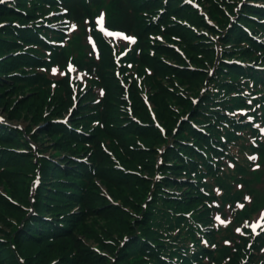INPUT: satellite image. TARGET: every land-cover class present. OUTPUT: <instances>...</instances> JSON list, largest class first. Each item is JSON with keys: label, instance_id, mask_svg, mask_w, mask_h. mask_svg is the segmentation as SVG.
I'll return each mask as SVG.
<instances>
[{"label": "trees", "instance_id": "1", "mask_svg": "<svg viewBox=\"0 0 264 264\" xmlns=\"http://www.w3.org/2000/svg\"><path fill=\"white\" fill-rule=\"evenodd\" d=\"M203 1L207 2V5L204 4V9L214 21V27L208 26L204 18L196 10L184 5L182 0H110L109 2L108 22L111 27L127 34H134L138 39V51L129 54V58H133L132 71L135 73V76L129 74L134 80V83L129 84V89L136 86L133 102L136 96L144 95L151 105L155 120L160 123L164 132L154 126L151 111L142 100L137 103L142 106L139 122L128 118L123 120L115 113L113 101L122 90L116 85L113 73L110 71L111 55L108 50H104L103 53L101 52L102 59L96 71L93 70L94 75L88 81V93H86L88 95L80 98L78 107L71 118L73 129L68 131L64 128L63 132L62 129L55 130L47 125L40 130L55 133L54 136L57 139L60 136L67 143L65 153L59 152V148L64 143L59 144V147L55 145L56 150L51 157H56V161L44 156H35L32 152L14 153L11 150L23 147L25 148L23 150H27L30 139L22 131L0 125V142L2 143L0 144V184L2 181L11 184L14 177H21L23 173H33L35 170L40 172L43 182L54 176L56 170L72 174V176L80 172L86 173L89 165L79 163L73 158L87 157L88 161L94 165L96 178L101 177L103 183L109 186L119 183L126 185L124 189H133L132 184L141 182L145 189H148L146 198L142 197V199L147 202L152 201L148 202L144 209L139 207L137 217L133 218L132 227L127 225L124 227H129L126 233L130 237L126 247L129 255L132 254L137 256L138 260H143L142 254L145 251H153L151 246L142 244V238L152 239L157 246L156 253L147 255L157 260L159 253L164 249H170L164 247L165 241H171L175 245L174 240L179 237L182 243L180 247L175 245L177 249L186 245L187 240L197 242L194 234L198 232L196 226L185 224L183 215L191 212L193 219H199L207 214L208 209L202 201L205 197L199 192L198 186L204 174H213L211 156L217 154L218 149L225 147L219 136L223 133L229 141L232 136H235L233 129L238 128L233 120L227 118L224 110L231 111L233 108L245 106V100L240 96L248 87V83L244 80L249 77L257 80L258 77L253 76L256 72L252 70L251 65L264 63V11L244 5L239 19L231 23L224 8L232 13V6L226 3V0ZM69 3L68 7L77 14L76 6L80 4V0H71ZM241 26L247 27L250 33L262 37L261 44L248 37L246 33L249 32L244 31ZM157 35H160L163 41L158 40ZM209 36H212L213 40ZM5 41L9 42V40ZM174 45L182 54L175 50ZM232 59L241 60L248 66L242 68L229 64ZM5 68L0 67V73L3 72L0 74V86L2 83H9ZM11 79V82H17L16 79ZM32 82L34 83L35 80H30L28 85ZM59 87L61 89L66 87L68 90L65 80ZM100 87L105 92L99 104L91 106L94 95L92 94L91 97L90 93L97 92ZM37 89L30 93H36ZM60 92L54 94L61 101ZM58 98L55 100L57 101ZM2 99L3 96L0 94V102ZM194 99L197 100L196 104L193 102ZM65 101L70 102V94ZM20 102L24 104V98ZM0 111L5 113L9 120L13 119V112L7 107L0 106ZM44 112L48 114L50 109L48 111L45 109ZM81 122L86 127L94 126L82 129L83 125H78ZM224 122H229L231 131L222 125ZM196 126L204 127L206 135L198 132L195 129ZM76 129H82L84 135L77 134ZM101 136L110 139V148L124 150V161L130 165L128 167L130 174L124 169L120 171L114 168L118 165L112 164L111 159L114 154L107 145L104 146L101 143ZM140 141L148 145V150L141 148L135 150L136 142ZM148 165L150 169H147ZM148 171L149 181H144L140 178L142 176L137 175ZM156 171L160 174L155 173ZM192 176L194 177L192 181L186 180ZM225 177L236 180L235 176L224 175ZM216 180L220 182L219 177ZM92 181L89 178L85 183ZM43 182L41 181V186L35 195L36 223L33 219L26 223L23 230H19L17 225L27 218V211L19 212L15 222L18 224L13 226V219L8 220V215L2 216L5 220L4 224L12 227V233L0 231V264H20L16 255L20 254L18 248L22 250L19 247L21 243H13L15 239L21 241L19 237L22 241L36 244L41 242L51 244L64 239L75 240V236L72 237L74 234L72 230L54 235H49L46 230L39 233L36 231L37 228L45 229L51 224L45 222L42 216L46 210H54L51 205L49 209L45 207ZM30 187L31 185L18 188V191L26 193L28 191L30 196ZM51 190L56 191L59 197L60 195L67 197L66 195L73 192L62 193L63 190L60 189ZM179 191H181L180 195L175 194ZM82 196L84 203L90 204L91 200H88L84 194ZM51 198L56 197L51 196ZM24 200L27 206H30L29 197ZM61 200L66 202V199L61 198ZM7 205L8 202L0 195V206L11 212V208ZM58 206L54 208L57 210ZM3 208L1 209L4 212ZM94 211L97 212L96 209ZM120 213L117 212L112 217L115 218ZM125 220L127 224L129 222L127 220L130 219L126 217ZM53 229L58 230V227ZM176 231L177 235L169 236L171 232ZM136 232L140 233L141 237H138ZM3 236H8V243L3 241ZM73 243L77 245L76 240ZM10 244L14 247L12 248ZM77 251L63 258H67L69 263H76L80 257ZM240 255L241 252L238 250V256H232L229 264H237ZM159 263L163 264L161 260ZM33 264H38L37 259L33 260ZM149 264H154V261L151 260Z\"/></svg>", "mask_w": 264, "mask_h": 264}, {"label": "rangeland", "instance_id": "2", "mask_svg": "<svg viewBox=\"0 0 264 264\" xmlns=\"http://www.w3.org/2000/svg\"><path fill=\"white\" fill-rule=\"evenodd\" d=\"M82 1L84 16L79 22L76 23V31H78L79 37L82 39V41H80L75 35L72 34L67 36V33H62L61 36H57L55 31H52V38L58 42L60 40L63 41V55L66 56L68 60H71V62L74 63V68H76L77 66L84 68L88 74V76H86V79L89 81L94 75V71H96V68L102 59L101 52L103 53L104 50H108L110 55H113L115 53H122L126 50L131 40H133L134 45L130 48L137 49L138 47L136 43L138 39L134 41V38L130 36H127L129 38L110 37L114 34L107 35L106 33L102 34L100 32H97L98 34L94 41V45L97 47V50L93 49L90 44V40L87 39L88 29L87 25L84 23L91 17V12L87 7L88 1L94 2L95 0ZM197 1L202 5L203 8L204 4L207 5V2H204L203 0ZM25 2H27V4H18V6L14 7L15 10L20 12V15H12V17L8 18L6 17L7 15H3L5 17H1L0 15V61L2 59V56L9 52H12L10 50L21 51L19 53L20 56H17L16 54L12 57V54H8V56L6 57L7 61L4 71L7 72L5 74L17 71H21V73L19 75H14L13 77L9 74L6 75V79H8L9 83H2V86H0V94L3 96V99L0 102V106L7 107L9 111L13 112V120L18 121L19 124H21L29 133H31L32 139H34V142L38 146L37 150L39 151V153L43 154V156L45 157H48L53 153V151L56 150V147H59V144L62 143H64V145H61V147L59 148V152H67V143L64 142V140L61 139L59 135V139H57L54 136L55 133H51L49 131L43 132L38 129L43 126V124L49 119L54 118L55 116L68 114V110L72 109L77 102H75L73 99H70V102L66 103V97H68L69 94H72L77 98V95L73 94V91H80L82 87L74 88L70 86L68 87V90L66 89V87H62L61 89L59 86H55L53 88L48 87L44 89L38 87L36 93H30L32 91H35V87L28 86L29 81L33 78L32 76H27L26 74L36 71V69H34L35 64L33 61L38 63V65L44 64V60L42 63H39L38 60L33 59L35 55L32 52H26L36 50V48L32 46V44L35 43L33 39L36 37V33H32L31 35L27 36L28 34H25V32H23L22 35L27 36L26 38L22 39L19 42L14 41L7 43L6 41H4V39L13 35L8 30H6L5 26L12 24V22L16 20L15 17L22 18V14L24 13L23 11L30 13L32 16H34V19L43 16L42 13L35 15V13L29 10V7H35L36 5L39 6L35 7L33 11H39L41 8H44L45 15L52 10L50 6H45L38 1H35L37 4H32L33 2L31 0H26ZM109 2L110 0H101L100 6L93 5L92 9L93 12L96 13L100 11L101 17L104 14L107 22L106 26L109 29H112L111 24L108 22ZM226 3L233 4V1L226 0ZM20 8H23V10H20ZM46 19L48 18H45L43 21H45ZM90 24H93L92 21L90 22ZM42 29V26H38V33H40ZM2 44H4L6 47L3 48ZM72 50H80L77 57L73 58L71 56ZM0 65H3V63L0 62ZM113 67L114 61H112V67H110V71ZM45 68L46 66H44V69ZM49 69L50 67L45 73H47ZM11 78L16 79L17 82H11ZM114 80L117 86H119L118 84H121V81H119L118 79ZM130 82L134 83V80L131 78ZM119 87L122 91L120 95L116 96L113 101V107H115L116 109L115 113L119 117L123 118V120H126L127 118L131 121L140 120L139 113L142 112V106L137 105V103L141 102L142 100L145 104L146 97L144 95L138 97L136 96L133 102V93L135 92L136 86L133 89L128 90H124L121 86ZM87 89L85 90V92H83L78 100H80L83 95H88L86 94L88 93ZM59 91H61V101L60 98H58V96L54 94L58 93ZM103 92H105L104 89ZM90 94L91 97L92 94L94 95L91 106L98 105L100 99L102 98L100 88H98L97 92L92 91ZM23 98L25 101L24 104L20 102ZM56 98H58L57 101L55 100ZM45 109L46 111L50 109V112L46 114L44 112ZM78 125H83L81 126L82 129H88L89 127L94 126L91 125L86 127L82 122L78 123ZM52 127L57 130L65 126L53 124ZM77 134L84 135L83 132ZM147 136L149 139V135ZM110 142V139L101 136V143L104 146L107 145V147L114 154L113 158L111 159L112 164H118V170L123 171L124 169L128 172V174H130L128 169L130 165L125 163L124 161V150H120L118 148H110ZM140 142H136L137 149L135 150H138V148L148 150V145L146 143L142 144V142ZM0 144L2 143L0 142ZM147 169H150L149 165L147 166ZM54 172L56 174L52 176L48 181L45 180L43 182L41 178L38 179L39 182L42 181L44 183L43 186L45 187V189H43V199L45 207L49 209V205H51L53 206L52 208L55 211L62 210V212H68V214L64 218L65 224L67 225V227H69V229L74 231L72 237L75 236L77 245L75 246L73 243L75 242V240L71 241L69 239H64L61 241L57 240L52 242L51 244H47V242L36 244L22 241V239H20L19 237L18 239L21 241H17L15 239L13 243H21L19 247H21L22 250L18 248L20 254L16 255L20 264H33V260L36 259L38 261V264H149L151 260L154 261V264H160L159 260H161L163 264H166L161 258H158L157 260L156 258L150 256L147 257L142 255L143 260H138L137 256H134L132 254L129 255L128 250L121 247V244L125 238L124 236L128 232L129 227H132L134 225V223L132 222L133 218L137 217L140 208L144 209L145 205L147 206L149 204L147 201L143 200L144 197L146 198L147 196L148 189H145V186L142 185L141 182L132 184V187H134L133 189H124L126 185L113 183L112 186H109L103 183L101 177L96 178L95 169H93V173L91 175H89V173H91V170H89V173L80 172L73 176L72 174H66L59 170H56ZM137 175L142 176L140 177L142 180L149 181V171ZM255 176H252L251 186V189L253 190V202L257 205L258 208H263L264 178L262 177L261 171L258 172ZM84 178L86 179V181L89 178H91L93 181L91 183H85L83 181ZM36 180V172H33L23 173L21 177H14L11 181V184L7 181H2V184H0V194L4 193V197H2L6 202H8L7 206L11 208V212H8L7 209H4L2 206H0V231L5 230L12 233V227L10 228L9 226H6L4 224L5 220L2 218V216L8 215V220L13 219L12 226L13 224H18L15 222H17L19 212H25L28 208L26 200L24 199L30 197L28 196V191L27 193L25 191L19 192L18 188H26L35 183ZM40 185H37L36 189H38ZM46 187H48V189H46ZM50 189H60L61 191L72 189L74 191H79L81 192V194H84V196L88 200L90 199L91 202L88 205L85 204L83 196L71 194L73 192H70V194L66 195L67 197H65L64 195H60L59 197L56 191ZM51 196H54L56 198H51ZM59 198H63L64 200L66 199V204L65 206H59L56 210L54 207L61 202V200H58ZM1 208L4 209V212ZM95 209L97 210V212L94 211ZM117 212H121L120 215L113 218L112 216ZM239 212L243 211H238V213ZM244 213L245 212H243V214ZM126 217L130 219L127 221L131 223L128 222L127 224H125ZM36 221L37 219H34L35 223ZM125 225L129 227L124 228ZM237 232L238 228L235 225L230 223L226 224L227 236H229L230 238L237 237ZM2 238L3 241L8 243V236H3ZM176 238L174 240L175 242ZM10 245L12 246V248L14 247L13 244ZM171 245V241L164 242V247L167 249L170 248ZM176 246L180 247V245L178 244ZM233 248L235 250V253L237 254L238 250L242 249V247L238 244H234ZM76 250H78L77 255L80 256L76 263H69L67 258H63L74 254Z\"/></svg>", "mask_w": 264, "mask_h": 264}, {"label": "snow or ice", "instance_id": "3", "mask_svg": "<svg viewBox=\"0 0 264 264\" xmlns=\"http://www.w3.org/2000/svg\"><path fill=\"white\" fill-rule=\"evenodd\" d=\"M0 2H3V0H0ZM102 20H103V17H101V22H102ZM241 207H242V205H241ZM217 219H219V217H217ZM221 222L224 223L223 221H221Z\"/></svg>", "mask_w": 264, "mask_h": 264}]
</instances>
